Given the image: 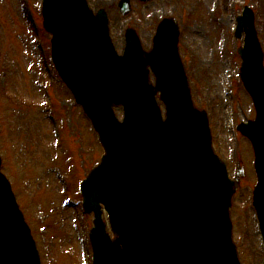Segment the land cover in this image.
Wrapping results in <instances>:
<instances>
[{
	"label": "water",
	"instance_id": "95a60500",
	"mask_svg": "<svg viewBox=\"0 0 264 264\" xmlns=\"http://www.w3.org/2000/svg\"><path fill=\"white\" fill-rule=\"evenodd\" d=\"M146 2L149 0H140ZM85 0H42L51 57L81 105L103 148L98 165L80 184L82 208L93 213V264H240L231 239L229 209L235 180L211 148L207 114L193 106L178 50L177 21L164 18L152 49L144 52L134 29L115 53L104 10ZM121 13L130 0H120ZM240 78L255 118L237 126L252 145L256 184L253 207L264 247V69L254 17H237ZM149 69L155 84L149 83ZM165 108V119L156 94ZM123 107V120L113 106ZM108 214L112 238L102 220ZM23 214L0 173V264H40Z\"/></svg>",
	"mask_w": 264,
	"mask_h": 264
},
{
	"label": "rangeland",
	"instance_id": "374dc122",
	"mask_svg": "<svg viewBox=\"0 0 264 264\" xmlns=\"http://www.w3.org/2000/svg\"><path fill=\"white\" fill-rule=\"evenodd\" d=\"M118 2L87 0L91 9L106 10L109 33L119 52L126 25L136 30L149 50L159 20L177 19L181 28L178 50L189 91L194 105L208 113L213 152L227 164L231 179L238 159L245 174L230 209L237 255L241 264H264L251 205L256 182L253 152L235 131L238 123L254 118L255 111L238 78L237 48L243 45V35L233 37L235 19L248 6L264 50V0H131L125 16ZM39 4L40 0H0L1 170L12 184L42 264H91L92 215L82 212L78 189L99 162L102 149L54 71L50 36L42 28ZM36 22L40 38L30 30ZM45 83L48 90L42 88Z\"/></svg>",
	"mask_w": 264,
	"mask_h": 264
}]
</instances>
